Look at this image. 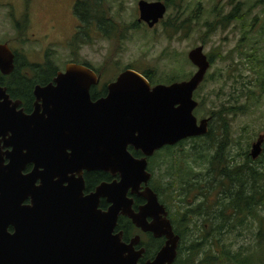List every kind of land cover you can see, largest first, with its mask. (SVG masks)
<instances>
[{"label": "water", "instance_id": "obj_1", "mask_svg": "<svg viewBox=\"0 0 264 264\" xmlns=\"http://www.w3.org/2000/svg\"><path fill=\"white\" fill-rule=\"evenodd\" d=\"M137 9L138 23L149 30L163 20L167 10L160 2L145 1H139ZM187 61L195 72L186 81L152 87L141 74L127 69L106 87L107 97L96 102H91L89 91L98 85L99 77L85 66L69 63L51 84L34 88L35 97L42 98V117L36 116L37 108L30 117L15 113L14 107L8 108L9 98L0 89V130L12 131L11 140L19 145L17 152L13 150L7 156L9 166L0 168V264H137L144 250L134 249L138 236L126 244L121 232L114 234L119 216L130 220L141 232L165 238L164 246L145 264H173L179 237L156 194L147 187L151 175L146 171V159L164 147L208 133L210 119L197 121L194 116L199 107L194 94L211 65L202 47L192 49ZM13 63L12 51L0 45V74L11 75ZM64 138L72 146L73 158L69 161L62 157ZM128 147L143 158L135 160ZM22 150L25 155H21ZM260 152V143H256L251 159L255 160ZM19 160L31 161L36 170L27 177L20 176ZM72 164L85 171L118 175L119 182L99 185L85 209H72L70 205L54 209V199L35 203L33 209L14 210L7 205L9 192L16 191L18 181L27 189L35 179L40 180L39 200L44 191L62 186L67 167ZM39 168L44 172L40 173ZM66 183L70 188H82L81 179H67ZM141 185L145 189L137 194ZM129 190L147 202L138 212L132 211V201L126 196ZM98 198H105L111 205L106 213L96 212ZM10 224L15 229L13 235L6 233Z\"/></svg>", "mask_w": 264, "mask_h": 264}, {"label": "rangeland", "instance_id": "obj_2", "mask_svg": "<svg viewBox=\"0 0 264 264\" xmlns=\"http://www.w3.org/2000/svg\"><path fill=\"white\" fill-rule=\"evenodd\" d=\"M77 1L82 0H0V45H8L19 58L24 57L34 66H42L49 59L58 72H63L74 60L85 63L100 73L98 88L113 82L125 69L139 74L148 72L154 86L167 85L172 77L177 82L186 81L195 72L187 61V54L202 47L205 55L214 57V64L203 87L194 94V100L202 105L194 111L195 118L207 119L221 106L236 108L230 129L237 144L231 154L240 157L245 150L250 154L252 147L260 143L261 152L255 160L261 157L264 93H260L259 82L264 76V0H181L176 6L167 7L163 20L151 30L137 24L140 0H100L104 19L112 28L104 25L103 35L96 34V26L91 27L88 43L81 36L74 42L75 35L82 31L73 13ZM141 1L163 3L162 0ZM234 10L233 18L221 21ZM26 22L21 35L17 25L23 26ZM164 23L176 26L175 31L165 30ZM182 23L183 28L179 26ZM25 74L30 77L34 72L29 68ZM240 105L247 108L243 114H240ZM190 145L187 142L176 152L187 150ZM160 158L152 163L156 186L160 185L159 177L166 168ZM175 178L170 177L164 183L173 186V196L177 197L180 179ZM175 212L171 204V215ZM246 230L237 228L229 240L236 249L242 250L245 246L254 258L262 255L264 261V246L257 247L255 233L243 234ZM192 238H198V230L192 229ZM212 249L216 251L215 247ZM204 251H208L206 246L200 257Z\"/></svg>", "mask_w": 264, "mask_h": 264}, {"label": "trees", "instance_id": "obj_3", "mask_svg": "<svg viewBox=\"0 0 264 264\" xmlns=\"http://www.w3.org/2000/svg\"><path fill=\"white\" fill-rule=\"evenodd\" d=\"M162 1L167 8L172 5L176 6L181 0ZM101 10L100 0L76 2L73 13L81 23L82 31L75 35L74 42L77 37L81 36L88 43L90 28L93 26L97 28L96 34L103 35H105L102 31L104 25L112 28V25L106 23ZM234 15H236V10L228 17H223L221 21L227 22ZM183 25L182 23L179 26L183 28ZM26 26L27 22L23 26L17 25L21 35ZM163 26L165 30L175 31L176 29V26L172 24L165 25L164 23ZM13 53L16 56L14 71L10 77L2 78L6 83H0L8 89L12 97L17 98L15 90L18 91L21 87L29 95L34 83L42 85L58 71L49 59H45L42 66L26 67V59L19 58L16 52ZM208 60L212 66L214 57L209 55ZM71 63L79 64L75 60ZM20 64H23V67H20ZM81 65L89 67L85 63ZM29 68H32L34 72L33 78L26 79L27 83H24V70ZM142 74L150 85L154 84L148 72ZM205 81L206 78L198 91L201 90ZM172 83H177L173 77L166 82L167 85ZM259 90L260 93H264V76L260 78ZM199 106L202 105L199 103ZM240 109L242 110L240 114L247 111L245 105H240ZM235 111H237L236 108L221 106L218 112L210 113L206 136L185 140L174 147H166L153 159L155 161L161 157V162L166 167L163 175L159 177L160 185L154 184L153 191L168 212H170L171 204L176 208L175 214L170 213L173 230L180 237L175 264H226L223 261L227 264H264L261 259L262 255L261 258H254L250 252H247L245 246L242 250L236 249L235 244L229 240L234 230L244 227L247 230L243 234L247 231L254 232V241L258 242L257 247L264 246L262 243L264 242V216L262 215L264 214V149L261 157L255 161L250 158L246 150L240 157L231 154L234 144H237L231 136L230 129ZM187 142H191L190 147L187 150L177 151V153L176 149L181 148ZM169 171L174 173H168ZM170 177L180 179L177 197L173 196V189H171L173 186L169 182L164 183ZM174 201H177L179 205L176 206ZM123 224L129 225L126 220H119V226ZM192 229L198 230L197 239L192 238ZM124 235L125 237L132 236V232L125 229ZM235 243L238 242L235 241ZM145 245L149 256L158 247L151 239H148ZM204 246L208 248V251H204L203 257H200ZM213 247L216 251H213Z\"/></svg>", "mask_w": 264, "mask_h": 264}, {"label": "flooded vegetation", "instance_id": "obj_4", "mask_svg": "<svg viewBox=\"0 0 264 264\" xmlns=\"http://www.w3.org/2000/svg\"><path fill=\"white\" fill-rule=\"evenodd\" d=\"M147 3H149V2H147ZM162 4H164V3H162ZM137 13H138V9H137ZM138 18H139V13H138ZM137 24H142V23H138V20H137ZM3 45H6V44H3ZM13 55H14V63H15L16 62V56H15L14 53H13ZM206 57L208 59L207 55H206ZM25 62H26V67L27 66L37 67V66H34L36 64H30L27 60H25ZM72 64H75V63H72ZM76 65H79V64H76ZM20 67H23V64H20ZM87 68L91 69L99 77V83H100V73L95 72L90 66L87 67ZM26 70H24V71H26ZM125 70H127V69H125ZM129 70H131V69H129ZM132 71H135V70L132 69ZM63 72H58L57 71L56 74L49 81H47L46 83H44L42 85L34 83L32 91L30 92L29 95H27V93L25 92V90L22 87L18 91L15 90L17 98L10 96V94L8 93V89L6 87L0 85V89L4 90L5 94L9 98L8 101L10 102V105L8 106V108L11 109V107H14L13 111L15 113L22 112V114L24 116H26V117L32 116L34 111H35V108H37L36 116L42 117L43 116L42 98L38 97V99H37L35 97L34 88L35 87H40V88L46 87L47 85H49V84H51L53 82V79L56 77L57 73H63ZM121 73H119L117 75V77ZM10 76L11 75L3 76V75L0 74V77H1L0 78V83L1 82L6 83V82H4L5 80L2 79V78H8ZM24 77H25L24 83H27L26 79H30L31 80L33 78L32 76H30V77L27 76L25 74V72H24ZM117 77H116V79H117ZM143 77H145V76H143ZM115 80L113 82H115ZM113 82H111V83H113ZM99 83H98L97 86L90 88L89 95H90L91 102H96V101H98L100 99H105L107 97V95H108L106 87L109 84H111V83L106 84V85H102L100 88H98L99 87ZM151 86L153 87L154 85L151 84ZM0 103H3V100H0ZM13 104L15 106H11ZM61 135L63 137L67 138V134L66 133H61ZM11 138H12V131H8L7 129L3 130V131L0 130V162H1L0 168H2V169L8 167L9 164L11 163V160L8 159L7 156L13 150L15 152H17L18 147H19V145L17 143L12 142ZM13 146H16V149H14ZM164 148H166V147H164ZM164 148H162L161 150L155 152L154 155L151 158L146 159V161H147L146 171L151 175V178H150V180H149V182L147 184V187L154 194H155V192L153 191V185H154L153 178H154V175H153L152 171L150 170V166H151V163H152L155 155L157 153L161 152ZM127 150L130 153V155L135 160H141L143 158V155L140 152H138V151L136 152V151L132 150L130 147H128ZM72 154H73V151H72L71 142L67 143L65 138H64V147L62 149V157L64 159H66L67 161H69L70 159L72 160V158H73ZM21 155H25V150L21 151ZM15 161H16V159H14V167H15ZM40 166H42V164H40ZM77 168H78V166H75L73 164H72V166H68L67 170H66V173H65V175L63 177L65 179V182L62 184V186L59 187L57 190H46V191H44L41 194L42 195V199H39V200H38V198H39V195H40V192H41V187H40L41 182H40V180L35 179L34 185L32 187L27 188V189H23L22 182L18 181L17 186L14 187L16 189V191H10L9 192V195H8L7 201H6L7 205L9 207H12L14 210H18L19 208L33 209L32 205H34L35 203L42 202L44 199H54L56 201V203H57L56 205L53 206L54 209L55 208L63 209V208H65L68 205H70L69 208H72V209H75V208L85 209L87 201L90 199L91 196L95 195L96 188L99 185H101L103 183L110 184L112 182H119V176L118 175L111 176L110 174L104 173L102 171H85L82 168H80V169H77ZM19 170H20L19 171V175L20 176L27 177L33 171L36 170V166L34 164H32L31 161L30 162H25V161H20L19 160ZM39 172L42 173V172H44V170L42 168H39ZM46 172H48V170H46ZM15 175L16 174H15V171H14L12 177H15ZM102 176H104V177H102ZM67 179H81L82 180V188H79V189L70 188L68 186V183H66ZM54 181H57V179H55ZM144 189H145V187L143 185H141L138 188L137 194H142ZM126 196H127V198L129 200L132 201V211H134V212H138V209L140 207H144L147 204V202L144 199L132 194L131 190H129L127 192ZM157 198H158V196H157ZM75 200H77V204H73L72 205V203ZM158 203L161 206H163L160 203L159 198H158ZM89 205H90V203H89ZM110 207H111V205L107 203L105 198H98L97 206H96V212L102 213V214L106 213V211ZM164 209H165L166 214H167L166 219L171 224L170 212H168L166 207H164ZM37 216H38V218L40 220L39 221V225H40L41 224V220H42V211H39L37 213ZM63 218H65L64 215H63ZM68 218L69 217H67V219ZM121 219L126 220L131 227L128 224H123V225L119 226V220H121ZM147 221L150 223V222H152V219L148 218ZM54 226H56V222H54ZM171 226H172V224H171ZM125 229H128L129 231H131L132 232V236L125 237V235H124V230ZM172 230H173V226H172ZM119 232L122 233V238H121L122 242H124L126 244H128L130 242V240L133 239L134 237H136V236L139 237V242H138L137 245L134 246V249L137 250V251L140 250V249H143L144 252L141 255V257L137 260V264H145L147 261H152L153 258L156 255V253L165 244V238L164 237L155 238L153 236V234L150 233V232H141L140 230L136 229L131 224L130 220H128L127 218L122 217V216L118 217L117 223H116V227L114 229V234H117ZM173 232H174V230H173ZM6 233L9 234V235H13L15 233V229L12 226V224H10L7 227ZM174 234L177 235L175 232H174ZM148 239H151V241H153V243H155L158 246L156 251L150 256L147 255V250H146V247H145L146 246L145 243L148 242ZM179 244H180V237H179V241H178V245H177V256H176L173 264L176 263V260H177V257H178Z\"/></svg>", "mask_w": 264, "mask_h": 264}]
</instances>
